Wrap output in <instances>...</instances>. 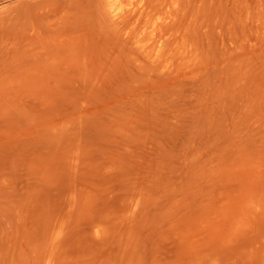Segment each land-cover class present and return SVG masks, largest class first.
Returning <instances> with one entry per match:
<instances>
[{
    "label": "rangeland",
    "instance_id": "obj_1",
    "mask_svg": "<svg viewBox=\"0 0 264 264\" xmlns=\"http://www.w3.org/2000/svg\"><path fill=\"white\" fill-rule=\"evenodd\" d=\"M0 264H264V0H0Z\"/></svg>",
    "mask_w": 264,
    "mask_h": 264
}]
</instances>
